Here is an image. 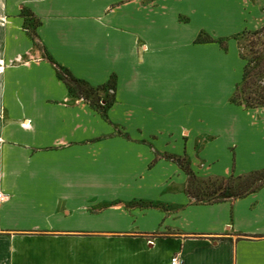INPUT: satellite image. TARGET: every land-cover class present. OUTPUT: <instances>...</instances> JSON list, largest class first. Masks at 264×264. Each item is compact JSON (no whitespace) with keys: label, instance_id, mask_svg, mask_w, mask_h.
Here are the masks:
<instances>
[{"label":"crops","instance_id":"obj_1","mask_svg":"<svg viewBox=\"0 0 264 264\" xmlns=\"http://www.w3.org/2000/svg\"><path fill=\"white\" fill-rule=\"evenodd\" d=\"M110 1L96 10L94 0H0V190L8 196L0 206V264H170L174 254L182 264H264V184L241 198L196 203L184 192L187 175L166 157H184L202 176L262 169L240 171L236 164L240 145L256 142L253 127L235 140L236 124L214 118L193 134L190 107L187 124L179 131L181 150L175 153L167 147L158 150V132L145 134L143 124L136 123V132L129 134L109 114L117 108L126 115L147 112L154 118L174 114L180 105L171 104V98L178 95L182 81L200 80L208 70L229 76L228 101L237 110L256 109L230 101L241 80L234 56L230 66L228 59L159 57L158 41L142 25L148 18L145 10L109 8ZM248 7L249 2L243 5ZM22 9L39 22L35 41L23 29ZM176 16L173 21L178 24L189 22H178ZM202 30L192 36V47L206 49L215 43L227 58L228 45L195 41ZM40 48L92 86L115 76L108 120L68 93ZM122 70L131 78L125 82H132L125 93L130 100L120 93ZM94 71L105 75H87ZM148 83L158 91L157 99L142 91ZM258 113L264 139V112ZM95 116L112 127L106 133L96 132ZM193 136L192 152L198 156L197 165L208 168L206 173L191 164L188 142ZM219 142H224L229 160L215 172L213 165L220 158H207L201 150ZM131 148L149 151L143 170L124 162ZM255 152L253 146L251 153ZM160 166L181 172L176 174L181 177L179 184L166 195L175 182L170 175L156 191L139 194L126 189L127 180L138 182ZM130 201L149 205L129 207ZM159 202L166 208L155 205Z\"/></svg>","mask_w":264,"mask_h":264},{"label":"rangeland","instance_id":"obj_2","mask_svg":"<svg viewBox=\"0 0 264 264\" xmlns=\"http://www.w3.org/2000/svg\"><path fill=\"white\" fill-rule=\"evenodd\" d=\"M103 1L105 0H94V8L98 10ZM248 2L250 8L248 7L244 9L243 5H246ZM117 6L126 8L129 12L145 10L143 13H147L148 18L144 20L142 25L146 28V34L149 35L150 38L152 35L155 36L154 41H158L160 47L159 57L176 59L190 56L197 59L205 58L208 60L228 59L227 62L230 66V63L232 64V62H234L231 57L234 56L237 65L236 73L239 76V80L241 78L242 66L244 64L241 54L246 49L245 35L248 31H252L264 25V0H111L108 5L109 8H115ZM123 10L124 9H121L120 12ZM139 15L140 13H138V16ZM135 16H132L131 19L136 20ZM175 16L178 22H189L186 24H178L173 21ZM27 24L28 27L32 29V21H27ZM199 28L203 29L197 33L200 34L201 37L210 35L213 38L222 37L226 40L228 45L227 58H223V55L217 49L215 43H210L206 49L197 50L192 47L193 44L190 42L191 38L196 34ZM171 47L173 48L171 49ZM220 65L221 67L223 66V64ZM104 73V71H94L88 72L87 75L100 78L99 76L102 77L105 75ZM121 73L122 81L120 85V93L123 94L124 98L130 100L131 97L128 95L126 96L125 93L126 91L130 92L132 89V82L131 84L129 82L125 84L129 75L127 76L123 70ZM223 73L224 72H211V70H208V73L202 76L203 78L200 76V80L195 79L188 82L189 79H187L182 81V84L180 85L181 90L178 92V95H172L171 98V104L174 106L180 105V108L176 113L170 114L169 116L163 114L164 116L160 115L159 118H154L152 114H146L147 112H138L137 114L134 112L131 115H126L122 112L120 113L118 110L119 108L112 110L109 114L118 118V121L120 120L119 122L126 126L125 131L129 134L136 132L133 125L136 123L143 124V132L145 134L149 132H158L160 135L157 139L156 146L158 150L167 147L175 153H179L181 150L179 131L182 126L187 124L186 118L190 107H192L193 110L190 113L192 122L189 124V129L193 134L202 130L200 124L214 118H223L224 120L231 122V124H236L235 126L238 127L236 130L238 131V134L235 133L233 134L234 136L232 135V138L234 137L235 140H241L244 132L249 130L248 126H251L250 129L254 128L253 132L258 134L256 136V142L253 145L256 148V152L255 154L251 153L253 152V146L249 145L247 142L240 145V151L236 152L237 168L240 171H245L264 167V139L261 135L263 130H261L259 126V122L262 121L263 118L262 115L258 113L260 111L264 112V107L249 109V112L248 110H241V108L240 110H237V107L235 108L228 101L230 81L228 79L229 76ZM186 86L189 87V89ZM141 87L144 93L157 99L158 91L156 89L155 92L153 91L154 86L148 83ZM100 94L104 100L106 98L105 93L101 92ZM153 94L155 96H152ZM255 124L256 126L254 127ZM94 127L96 132L106 133L112 126L106 124L98 116H95ZM116 130L120 131L117 127ZM171 132L172 134H170ZM249 132H251V130H249ZM194 139L195 137L193 136L188 142V149L189 147L191 149L189 155L191 164L195 168H198L201 173H206L208 168L205 166H198V156H195L192 152V143ZM201 152L204 153L207 158L215 156L220 158V162L213 165L214 168L212 170L215 172L222 171L224 166L228 163L229 157L226 153L224 142H219L208 149L205 148L201 150ZM128 153L131 156L125 159L124 162L128 161L133 168L143 170L144 165L148 160L149 151L140 148H131ZM116 161L120 162L119 160ZM121 162H123V160ZM202 163L203 162L200 161L201 165ZM176 174H181L180 170L176 167H174V171H172L169 167L160 166L155 172L143 176L138 182L127 180L126 189L139 194H146L144 191L147 190L156 191L164 187L162 183L164 179L168 178L170 175V178H173L175 182L171 183V186L167 188L165 193H163L164 196L179 184V179L181 177H177ZM215 176L223 177L212 174L205 176L198 175V177L202 179ZM186 182L187 177H185L183 185H186ZM148 205L149 204L146 202L138 201H130L128 203L129 207H145ZM155 205L166 208L164 203L159 202ZM63 253L68 254L69 252ZM94 254L108 256L112 253L94 252Z\"/></svg>","mask_w":264,"mask_h":264},{"label":"trees","instance_id":"obj_3","mask_svg":"<svg viewBox=\"0 0 264 264\" xmlns=\"http://www.w3.org/2000/svg\"><path fill=\"white\" fill-rule=\"evenodd\" d=\"M24 17L23 29L30 39L35 41V27L38 20H32L33 14L22 9ZM27 21H32V29ZM246 49L241 54L244 61L240 82L236 85L230 101L245 108L264 107V25L246 33ZM199 43L217 42L226 48V40L213 38L210 35L195 39ZM42 58L46 59L53 68L56 77L66 86L68 93L76 99L86 102L102 118L108 120L107 109L111 106L115 92V76L101 85L92 86L84 79L78 78L59 62L52 59L47 52L40 48ZM101 92L105 93L103 100ZM103 101V102H102ZM168 159L175 161L187 175L184 192L196 203H216L244 197L256 192L264 184V168L254 170L242 175H229L226 177L199 178L190 168L184 157L168 155Z\"/></svg>","mask_w":264,"mask_h":264},{"label":"built area","instance_id":"obj_4","mask_svg":"<svg viewBox=\"0 0 264 264\" xmlns=\"http://www.w3.org/2000/svg\"><path fill=\"white\" fill-rule=\"evenodd\" d=\"M8 199V196L6 193L2 192L0 190V206ZM170 264H182V260L178 254H174L170 258Z\"/></svg>","mask_w":264,"mask_h":264}]
</instances>
